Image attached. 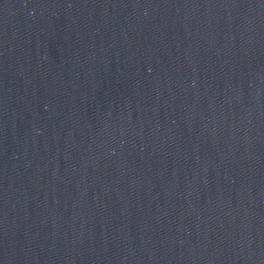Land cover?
<instances>
[{"label": "water", "instance_id": "water-1", "mask_svg": "<svg viewBox=\"0 0 264 264\" xmlns=\"http://www.w3.org/2000/svg\"><path fill=\"white\" fill-rule=\"evenodd\" d=\"M0 264H264V0H0Z\"/></svg>", "mask_w": 264, "mask_h": 264}]
</instances>
